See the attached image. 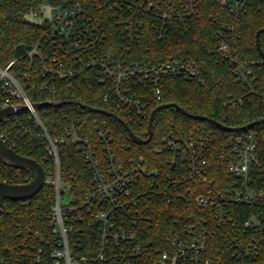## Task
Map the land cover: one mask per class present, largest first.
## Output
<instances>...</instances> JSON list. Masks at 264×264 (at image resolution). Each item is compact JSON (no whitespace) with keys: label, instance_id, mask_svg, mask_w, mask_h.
Listing matches in <instances>:
<instances>
[{"label":"built area","instance_id":"built-area-1","mask_svg":"<svg viewBox=\"0 0 264 264\" xmlns=\"http://www.w3.org/2000/svg\"><path fill=\"white\" fill-rule=\"evenodd\" d=\"M256 1L217 0L220 8L235 19L241 18ZM106 3L110 9L128 12L133 9L126 19L118 21V28L123 37L139 40L144 26L141 8L151 10L153 3L148 2L146 6L138 0H106ZM39 4V9L28 15L40 20L35 24L45 26V40L26 52L32 73L22 76L27 82L35 77L48 92L56 91L61 82L73 88L85 77L87 85L98 84L105 88V103L124 110L131 121L142 123L147 118V104L142 100L145 89L152 91L156 101H161L163 78L197 76L194 65L183 60L145 65L127 64L125 60L114 58L105 50V26L81 1L39 0ZM194 6L191 0L186 8L194 10ZM159 13L167 20L166 12L160 10ZM157 33L162 36L163 29ZM219 38V52L234 64L238 78L245 80L250 71L237 58V49L223 41L221 35ZM15 62H10L6 68L0 67V111L7 108L15 111L0 127L9 119L15 120L20 112H27L42 148L53 160L54 171L44 175L43 185L54 190L55 201L50 215L53 239L35 252L23 249L22 257L12 264H224L222 259L209 255L207 218H202L198 227L187 225L167 237L163 241L164 248L150 247L144 235L145 226L151 225L152 197L160 192L174 194L182 187L187 193L191 184L204 186V192L195 199L196 205L213 210V218L220 221L233 220L223 210L225 206L243 205L252 209L244 222V233L231 242V248L235 249L234 262L264 264V175L257 174L262 164L254 132L247 130L243 137L236 139L230 153L220 157L226 178L220 174L211 178L207 157L211 143L208 138L191 132H170L162 137L161 145L155 149L165 155L162 165L149 167L143 157L140 158L143 163H133L131 159L124 163L112 151L113 133L106 122L95 127V147L88 136L78 135L80 120L70 116L66 117L68 126L63 133L52 136L44 109L56 101L37 108L40 103L30 99L27 84L11 72ZM8 126L6 123L2 128L0 138L12 149L14 144ZM67 140L77 151H83L91 174L89 191L80 200L73 192L72 183L62 176L60 150ZM98 151L103 153L102 159ZM149 178V184L143 185ZM208 184L214 187L205 191ZM250 232L258 233L256 243L248 242ZM0 264L11 263L0 257Z\"/></svg>","mask_w":264,"mask_h":264},{"label":"trees","instance_id":"trees-1","mask_svg":"<svg viewBox=\"0 0 264 264\" xmlns=\"http://www.w3.org/2000/svg\"><path fill=\"white\" fill-rule=\"evenodd\" d=\"M96 15L107 32L106 52L127 64L160 65L173 60H183L194 65L197 76L166 77L160 82L162 100L156 101L152 91L145 89L142 100L147 104V118L142 122L131 121L126 112L104 102L105 88L95 84L87 85L81 77L73 88L61 82L56 91L48 92L43 82L35 77L29 82L23 73H32L26 52L45 40L44 25L29 22L26 15L39 9V0H0V67L16 60L11 72L22 83L27 84V94L34 103L54 102L45 107L44 117L52 136L63 133L68 126L67 116L80 120L78 135L88 136L93 147L96 145L95 127L106 122L113 133V148L120 161L144 163L149 167L165 163V155L156 152L161 139L167 133H193L208 138L211 147L208 154L211 178H226L220 157L230 153L236 139L247 132H225L212 123L192 119L182 111L210 118L220 124L238 128L264 119V59L257 48L256 33L264 29V0H257L239 19L230 16L218 5L217 0H192L194 10L187 9L191 0H138L142 6L153 3L151 10L141 8L144 19L142 37L139 40L120 34L119 20L133 13L121 9H110L106 0H75ZM139 7V5H138ZM160 10L168 18L163 19ZM163 29L162 36L157 31ZM237 49V58L246 65L250 74L245 80L236 75L235 66L219 52L220 38ZM260 49L264 53V33L259 37ZM175 104L176 108H164L154 117L153 135L147 144L135 143L123 123L136 136L148 139V125L151 112L161 105ZM103 110L108 114L93 110ZM12 149L22 157L35 160L44 170L45 176L54 171L51 156L42 148L34 126L27 118V112H20L15 120L9 119ZM6 123L0 127V131ZM28 129V132L25 130ZM255 133L257 155L262 167L257 174L264 175V124L249 129ZM103 158L101 151L97 152ZM62 176L72 183L73 192L82 199L89 191L91 174L83 151H77L67 140L60 150ZM35 175L33 169L17 170L0 161V182L25 184ZM149 180L143 185L149 184ZM214 186H205V191ZM190 191L178 188L174 194L160 192L151 199V225L145 226L144 235L150 247L164 248L163 241L187 225H196L202 218L208 219V252L224 264H236L235 249L231 242L244 232V222L252 209L243 205L223 206L230 219L213 218L214 211L201 209L195 199L204 186L191 184ZM162 189H160L161 191ZM204 192V191H203ZM171 199L169 203L168 200ZM55 201V192L45 184L39 193L25 202L6 200L0 206V257L11 264L22 257L23 249L35 252L51 241L50 215ZM249 243L257 242L258 233L247 234ZM264 246V245H263ZM30 256V255H29ZM48 259V258H47Z\"/></svg>","mask_w":264,"mask_h":264},{"label":"water","instance_id":"water-1","mask_svg":"<svg viewBox=\"0 0 264 264\" xmlns=\"http://www.w3.org/2000/svg\"><path fill=\"white\" fill-rule=\"evenodd\" d=\"M262 33H264V29H261L256 33V44H257V48L259 49V51H260V53L264 59V53L260 49V45H259V37ZM46 104L47 103H40V104H37L36 107L40 108ZM164 108H176V109L182 111L175 104L161 105V106L157 107L156 109H154L151 112L150 117H149V125H148L149 137H148V139L144 140V139L136 136L135 134H133L129 130L128 126L125 123H123L124 127L126 128V130L129 133L131 139L135 143H137L139 145H143V144H147L149 142V140L151 139V137L153 135L152 127H153L154 117L160 110H162ZM24 109H25V107L22 108V110H24ZM93 111L98 112V113L108 114L107 112H105L103 110H95L94 109ZM182 112L192 119H196V120H200V121H207L209 123H212L213 125H215L216 127H218L219 129H221L225 132L237 133V132H241V131H247L249 129L254 128L257 125L264 124V119H262V120L250 123V124L243 126V127L230 128V127H226V126L220 124L219 122L212 120L210 118L189 114V113H186L184 111H182ZM14 114H15V111L11 108L1 110L0 111V124L2 123V121L4 119H6V118H8ZM0 161L5 166L12 168V169H17V170L33 169L35 171L34 178L30 182L25 183V184H9L6 182H0V206L1 207L3 206L4 201H6V200L14 201V202H25V201L32 199L34 196H36L39 193V191L43 187V181H44V175H45L43 167L39 163H37L33 159H29V158L20 156L14 150L9 148L1 138H0Z\"/></svg>","mask_w":264,"mask_h":264},{"label":"rangeland","instance_id":"rangeland-1","mask_svg":"<svg viewBox=\"0 0 264 264\" xmlns=\"http://www.w3.org/2000/svg\"><path fill=\"white\" fill-rule=\"evenodd\" d=\"M43 14H44L45 16L48 14V11H47L46 8L43 9ZM26 19H27L29 22H32V23H38V22H40V20H39L38 18L34 17L33 15H28V16L26 17Z\"/></svg>","mask_w":264,"mask_h":264}]
</instances>
